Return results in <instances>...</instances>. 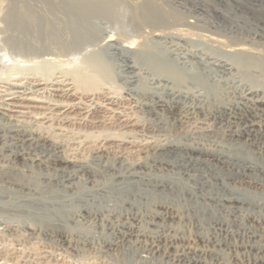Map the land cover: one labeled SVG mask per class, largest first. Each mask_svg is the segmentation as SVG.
I'll return each mask as SVG.
<instances>
[{
  "label": "bare ground",
  "instance_id": "6f19581e",
  "mask_svg": "<svg viewBox=\"0 0 264 264\" xmlns=\"http://www.w3.org/2000/svg\"><path fill=\"white\" fill-rule=\"evenodd\" d=\"M163 1L0 0V229L133 264H264V50ZM56 27L65 49L40 44ZM16 63L58 73L2 78ZM100 124L118 128L75 127Z\"/></svg>",
  "mask_w": 264,
  "mask_h": 264
},
{
  "label": "rangeland",
  "instance_id": "374dc122",
  "mask_svg": "<svg viewBox=\"0 0 264 264\" xmlns=\"http://www.w3.org/2000/svg\"><path fill=\"white\" fill-rule=\"evenodd\" d=\"M160 1H163V0H160ZM165 1V2H164ZM163 2L165 3V6H166V8L168 9V10H170L171 12H175V11H173V9H172V7H174L177 11V13H179V14H182V15H184L185 13V15H190L191 16V14L189 13V12H186V11H184V13H183V10L184 9H182V8H180V7H178V4H176V3H174L173 1L174 0H164ZM167 1V2H166ZM193 0H181V2H183V3H185V4H187V8H191V9H193V10H196V12L194 13V12H192L195 16H198V19H202V18H204V19H202V20H204V21H207V22H210V23H218V24H221V25H223V26H226V25H228V27H229V25H230V27L233 25V26H235V30L237 29V31H234L233 32V34H231V35H229V34H226V32H223L224 34H226L228 37L229 36H231V38L232 39H234L235 40V42H236V40L238 41V42H245V43H247L248 45H251V46H255L256 48H258V49H260V50H264L263 49V47H264V0H194L193 2H192ZM196 1V2H195ZM239 1V2H238ZM243 3H242V2ZM169 2V3H168ZM171 2H173V5H172V3ZM166 3H168L167 5H166ZM189 3V4H188ZM171 5L170 7L168 6V5ZM192 4V5H191ZM196 4V5H195ZM262 4V5H261ZM175 5V6H174ZM203 5H204V8H203ZM226 5V6H225ZM241 5V6H240ZM168 6V7H167ZM238 6V7H237ZM242 6H244V7H242ZM249 6H251V7H249ZM196 7V8H195ZM206 7H207V9H206ZM215 7V8H214ZM219 7H220V9H219ZM249 8V9H248ZM252 8V9H251ZM254 9H255V11H254ZM257 9H258V11H257ZM261 9H263V10H261ZM203 10V11H202ZM212 10V11H211ZM208 11H210V12H208ZM223 11V12H222ZM225 11V12H224ZM230 11V12H229ZM253 11V12H252ZM207 12V13H206ZM219 12H221V13H223V15H225V16H227V17H229L230 18V20H226V19H224L223 17H221V15L219 14ZM256 12V13H255ZM204 13H205V15H204ZM233 15H232V14ZM192 14V15H193ZM198 14V15H197ZM200 14V15H199ZM227 14V15H226ZM238 14V15H237ZM202 15V18L200 17L199 18V16H201ZM256 15V16H255ZM213 16V17H212ZM232 16H236V17H232ZM241 18H240V17ZM246 16V17H245ZM52 18H53V20H54V22H58L56 25L57 26H59V27H64V29H60L59 30V33L61 34V36H62V33H63V36L65 35V37L64 38H67V39H65V40H72V38H70V37H72L71 35H73L72 34V32L71 33H69L70 32V30L68 29V27L67 26H65V25H63V24H65L64 22H62V20H61V18H59V16L57 17V15H55V18L53 17V16H51ZM206 17V18H205ZM215 17V18H214ZM207 18H210V20L209 19H207ZM247 18H248V20H247ZM60 20V22L58 21V20ZM190 19V18H189ZM218 19H219V21H218ZM236 19H238V20H236ZM242 19V20H241ZM56 20V21H55ZM231 20L233 21V22H231ZM215 21V22H214ZM261 21V22H260ZM61 22L63 23V24H61ZM236 25H235V24ZM239 23V24H238ZM256 23V24H255ZM101 24V23H100ZM232 24V25H231ZM240 24H241V26H240ZM243 24H245L244 26H243ZM55 25V26H56ZM99 25V24H98ZM97 25V26H98ZM104 25H106V24H101V25H99V27H101V29H102V26H104ZM249 25V26H248ZM256 25V26H255ZM238 26H240V28H238ZM251 26V27H250ZM65 27H67V28H65ZM105 27V26H104ZM103 27V28H104ZM243 27H244V29H243ZM249 27V28H248ZM54 28V27H53ZM242 28V29H241ZM59 28H55V29H52V31H54V32H52V33H54V34H57V35H55L54 36V34H51V33H47V35H43V34H46V32H44V31H41L42 33L40 34V32H39V37L41 38V36H42V38H41V40H40V42H42V43H40L41 45L43 44L44 45V43H47V44H50L51 42H56V43H61V42H63V43H66V42H64L65 40L63 39V37H61L60 35H59V33H58V31H56V30H58ZM65 29H67V30H65ZM239 29V30H238ZM246 29H247V31H246ZM259 30V31H257V30ZM263 29V30H262ZM64 30V31H63ZM240 30H242V33H241V31ZM251 30V31H250ZM239 31V32H238ZM252 31H253V35L252 34H250V33H252ZM222 32V31H221ZM262 32V33H261ZM67 33H69V35H67ZM241 33V34H240ZM244 33V34H243ZM51 34V35H50ZM71 34V35H70ZM242 35V37L240 36V35ZM246 34H248V35H246ZM261 34V35H260ZM103 36H105L106 35V33L104 32L103 34H102ZM44 36V37H43ZM48 38H47V37ZM50 36V37H49ZM56 36H57V38L58 39H63L64 41H60V40H58L57 38H56ZM260 36V37H259ZM53 37V38H52ZM60 37V38H59ZM236 39H235V38ZM248 38V41H247V39L246 38ZM253 37H255V38H253ZM44 38V39H43ZM45 38H47V39H45ZM55 38H56V40H55ZM53 39V40H52ZM245 39V40H244ZM251 39V40H250ZM253 39V40H252ZM39 40V39H38ZM255 40L257 41V42H255ZM44 41V42H43ZM47 41H49V42H47ZM58 41V42H57ZM60 41V42H59ZM250 41V42H249ZM254 41V42H253ZM261 41V42H260ZM51 43V45L53 46L54 44V46L53 47H55V48H58V50L60 49H63V48H61V47H59L60 46V44H57L56 45V43ZM251 42H253L255 45H253V43H251ZM62 43V44H63ZM262 43V44H261ZM62 44H61V46H62ZM68 44V45H67ZM71 44V41H68L65 45L63 44V47H64V49L66 48V45H67V47L69 46ZM257 44H258V46H257ZM261 46H260V45ZM57 46V47H56ZM9 49L10 50H12V51H14L13 50V48H11V47H9ZM109 49V50H108ZM103 50V51H102ZM102 50H101V52L102 53H105V54H102L103 55V58H105V62L107 63V66L109 67L108 69L110 70L109 71V73H110V77H111V80H112V82H113V87H115V88H117V86H119L120 87V85H121V87L118 89H116L117 91L118 90H120V91H118L119 93L121 92V90H123L122 92H124V91H126L127 90V88H129L130 87V85H129V83L128 82H126L127 80H124L125 79V77L124 76H126V74L123 72V70H122V68H120L121 66H120V63L118 64V61H117V59H116V55H115V50H113V48L112 49H110V48H102ZM106 51V52H105ZM264 53V52H263ZM115 56V57H114ZM113 58V59H112ZM115 60V61H114ZM17 64V63H16ZM12 65L13 66V69H16V71L18 72V73H15L14 71H13V69L12 68H10L8 71L6 70L5 72V75H3V76H5V77H3L2 76V78H5L6 80H9V82H12L13 81V79H14V76L15 77H24L23 75H25L26 74V76L25 77H29L30 75V77H32V76H34V74H38V75H41V74H44V73H48V74H51V73H53L54 71L56 72V73H58V70L56 71V69L54 70V71H50V73L48 72V71H46L45 70V68H43V70L41 71L40 69H35L36 68V66L35 65H30V63H27V66H26V63H25V65L23 64V65H21V67H20V64L21 63H18L17 65H18V67H17V65ZM119 65V66H118ZM22 66H23V69H22ZM29 67V69H27ZM30 68H32V69H30ZM35 69V71H34V69ZM72 67H69L68 68V70L71 72L70 74H69V77L71 78V77H74V75L73 74H75L76 75V67H74L73 66V68L71 69ZM20 69H22L21 71V73L19 74V72H20ZM74 69V70H73ZM10 70H11V72H13V73H11L10 72ZM32 70V71H31ZM67 70V69H66ZM72 70V71H71ZM33 71H34V73H33ZM37 71H39V72H37ZM46 71V72H45ZM73 71H74V73H73ZM8 72H10V73H8ZM24 72H25V74H24ZM28 72V73H27ZM30 72V73H29ZM44 72V73H43ZM54 72V73H55ZM83 72V71H82ZM117 72H119L120 73V76L118 75V73ZM121 72H122V75H121ZM55 73V74H56ZM13 75V76H9V75ZM47 74V75H48ZM21 75V76H20ZM29 75V76H28ZM73 75V76H72ZM85 75L86 76H89V75H87V73H85ZM118 76V77H117ZM8 77H10V78H8ZM117 77V78H116ZM1 78V77H0ZM12 78V79H11ZM73 79V78H72ZM123 79V80H122ZM125 82V84H123V82ZM116 82V83H115ZM128 83V84H127ZM118 84V85H117ZM117 85V86H116ZM125 86V87H124ZM128 86V87H127ZM125 88V90H124V88ZM122 88V89H121ZM120 94H123V93H120ZM103 125H105L106 126V124H103ZM102 124H100V125H98V128L97 127H95V128H93L94 126H84V125H75V127L76 128H78L80 131H82V133H83V131H84V133L85 132H90V131H92L93 132V130L95 131L96 129L97 130H100V131H102V130H105L106 131V129L108 130V131H104L106 134H109V133H112V132H114V130H113V128L115 129V131H116V129L118 128V127H116V126H111V128L107 125L106 127L105 126H103ZM132 130H136L137 128H135V127H132L131 128ZM110 131V132H109ZM103 132V134H105ZM117 133V132H116ZM95 135H98L96 132H94V134L91 136V138L93 139V136H95ZM94 138H97L96 136L94 137ZM91 149H92V147H91ZM85 150L84 152L85 153H83V156L85 157H87L89 154H91L92 153V150ZM89 153V154H88ZM85 154V155H84ZM88 154V155H87ZM132 156H134L133 154H132ZM98 179H100V177H98ZM101 180V179H100ZM205 216L207 217V216H209L208 215V213H205ZM19 220H20V218H18ZM22 229V230H21ZM74 230H77V228H74ZM1 231H2V233H1ZM23 231V232H22ZM19 232V230L16 232L17 234H15V236H12V235H9L4 229H0V264H78V263H80V264H82V263H84V264H107V261H108V263L109 264H133V262L131 263L130 262V260H129V258L128 257H125L122 253H117V252H110V251H106L104 248H102V247H100L99 245H97L96 247H95V250H93V252H84L85 254H88V255H84V254H80V255H76V256H74L75 254L72 252L71 253V251L70 252H68L69 250H67V249H65V251H64V248L62 249V247H60V246H57L56 244H53L51 241H44L45 239L40 235V234H36V236H35V234H34V236H32V235H29V234H27L24 230H23V228H20V232ZM25 232V233H24ZM4 233V234H3ZM7 233V234H6ZM22 233H24V235L22 234ZM5 234H6V236H5ZM20 234V235H19ZM25 234H27V235H25ZM37 235H39V236H37ZM12 236V237H11ZM21 236V237H20ZM18 237L20 238V239H18ZM40 237H42V238H40ZM24 238H26V239H24ZM17 239V240H16ZM19 240V241H18ZM43 240V241H42ZM47 240V239H46ZM39 241H41V242H39ZM49 242V243H48ZM43 244V245H42ZM57 246V247H55V246ZM47 247V248H46ZM58 247H60V248H58ZM99 248V249H98ZM54 249V250H53ZM37 250H38V252H37ZM41 251V252H40ZM67 252V253H66ZM106 252H108V253H106ZM110 252V253H109ZM114 253V254H113ZM63 254V255H62ZM73 254V255H72ZM100 254V255H99ZM103 254V255H102ZM115 254H118V256L117 255H115ZM120 254V255H119ZM66 255V256H65ZM74 256V257H72V256ZM63 256H64V258H63ZM69 256L71 257V258H69ZM103 256H105V257H103ZM78 257V258H77ZM5 258V259H4ZM68 258V259H67ZM73 258V259H72ZM86 258V259H85ZM76 259V260H75ZM83 259V260H82ZM88 259V260H87ZM91 259V260H90ZM6 260V261H5ZM72 262H71V261ZM105 260V261H104ZM129 262H128V261ZM66 261V262H65ZM68 261H70V262H68ZM83 261V262H82ZM88 261V262H87ZM100 261V262H99ZM127 261V262H126Z\"/></svg>",
  "mask_w": 264,
  "mask_h": 264
}]
</instances>
